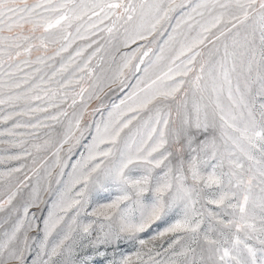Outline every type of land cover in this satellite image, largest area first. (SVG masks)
Returning <instances> with one entry per match:
<instances>
[{
	"label": "snow or ice",
	"instance_id": "1",
	"mask_svg": "<svg viewBox=\"0 0 264 264\" xmlns=\"http://www.w3.org/2000/svg\"><path fill=\"white\" fill-rule=\"evenodd\" d=\"M0 264H264V0H0Z\"/></svg>",
	"mask_w": 264,
	"mask_h": 264
},
{
	"label": "rangeland",
	"instance_id": "2",
	"mask_svg": "<svg viewBox=\"0 0 264 264\" xmlns=\"http://www.w3.org/2000/svg\"><path fill=\"white\" fill-rule=\"evenodd\" d=\"M0 215H3V214H0Z\"/></svg>",
	"mask_w": 264,
	"mask_h": 264
}]
</instances>
